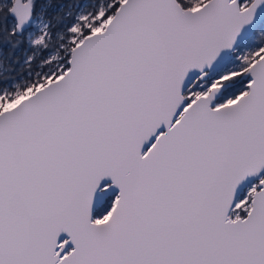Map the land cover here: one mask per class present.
I'll return each mask as SVG.
<instances>
[{
  "label": "snow or ice",
  "instance_id": "6c2138e0",
  "mask_svg": "<svg viewBox=\"0 0 264 264\" xmlns=\"http://www.w3.org/2000/svg\"><path fill=\"white\" fill-rule=\"evenodd\" d=\"M0 264H264V0H0Z\"/></svg>",
  "mask_w": 264,
  "mask_h": 264
}]
</instances>
